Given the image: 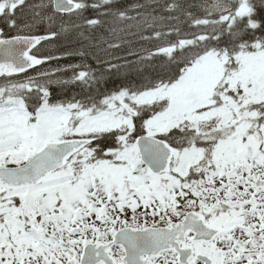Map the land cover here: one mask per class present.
<instances>
[{
	"label": "snow or ice",
	"instance_id": "snow-or-ice-1",
	"mask_svg": "<svg viewBox=\"0 0 264 264\" xmlns=\"http://www.w3.org/2000/svg\"><path fill=\"white\" fill-rule=\"evenodd\" d=\"M0 264H264V0H0Z\"/></svg>",
	"mask_w": 264,
	"mask_h": 264
},
{
	"label": "trees",
	"instance_id": "trees-1",
	"mask_svg": "<svg viewBox=\"0 0 264 264\" xmlns=\"http://www.w3.org/2000/svg\"><path fill=\"white\" fill-rule=\"evenodd\" d=\"M133 0H129V2H132Z\"/></svg>",
	"mask_w": 264,
	"mask_h": 264
}]
</instances>
